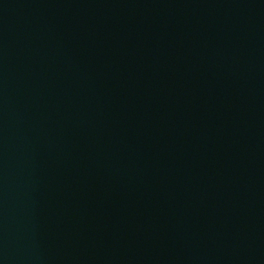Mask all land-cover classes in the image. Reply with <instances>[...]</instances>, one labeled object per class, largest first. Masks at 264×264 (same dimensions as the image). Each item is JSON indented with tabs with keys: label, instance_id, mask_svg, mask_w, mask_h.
<instances>
[{
	"label": "water",
	"instance_id": "water-1",
	"mask_svg": "<svg viewBox=\"0 0 264 264\" xmlns=\"http://www.w3.org/2000/svg\"><path fill=\"white\" fill-rule=\"evenodd\" d=\"M0 264H264V0H0Z\"/></svg>",
	"mask_w": 264,
	"mask_h": 264
}]
</instances>
